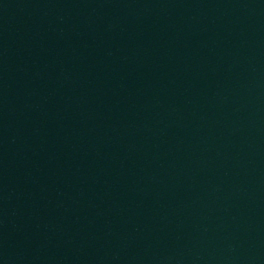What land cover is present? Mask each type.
I'll list each match as a JSON object with an SVG mask.
<instances>
[{"label":"water","instance_id":"95a60500","mask_svg":"<svg viewBox=\"0 0 264 264\" xmlns=\"http://www.w3.org/2000/svg\"><path fill=\"white\" fill-rule=\"evenodd\" d=\"M97 264H264V0H81Z\"/></svg>","mask_w":264,"mask_h":264}]
</instances>
